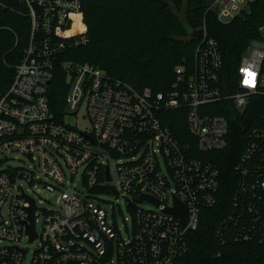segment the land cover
I'll return each instance as SVG.
<instances>
[{
	"label": "built area",
	"instance_id": "2783aa9c",
	"mask_svg": "<svg viewBox=\"0 0 264 264\" xmlns=\"http://www.w3.org/2000/svg\"><path fill=\"white\" fill-rule=\"evenodd\" d=\"M19 1L32 27L14 80L0 92V264H179L202 209L222 200L221 170L206 155L228 146L241 119L249 124L246 145L215 239L264 245V25L231 74L204 22L193 60L176 65L171 87L156 92L68 58L89 42L77 29L87 0ZM251 1L216 0L211 9L229 23ZM59 68L68 84L62 121L48 96ZM173 111L186 116L188 134L169 125ZM81 112L89 130L71 120ZM16 152L31 164L10 165ZM105 193L123 197L126 214L121 206L107 210ZM143 196L153 201L139 202ZM176 201L187 210L186 226L166 211Z\"/></svg>",
	"mask_w": 264,
	"mask_h": 264
},
{
	"label": "trees",
	"instance_id": "16d2710c",
	"mask_svg": "<svg viewBox=\"0 0 264 264\" xmlns=\"http://www.w3.org/2000/svg\"><path fill=\"white\" fill-rule=\"evenodd\" d=\"M183 5L185 21L176 13ZM28 13L19 0H0V92L10 88L29 44L32 25ZM204 22L219 44L227 72L234 74L249 42L260 36L264 0L251 1L229 23L220 21L205 0H87L77 29L85 32L89 42L70 51L68 58L97 65L138 90L167 91L176 65L193 60L199 39L192 33ZM67 90L66 76L59 68L48 90L58 121L63 119ZM171 115L168 123L173 131L188 134L186 116L180 111ZM248 130L249 124L241 119L230 132L228 146L206 155L221 170L222 200L202 209L198 228L187 234L189 250L179 264H264V245L229 242L219 246L215 239L234 189V165L245 148Z\"/></svg>",
	"mask_w": 264,
	"mask_h": 264
},
{
	"label": "rangeland",
	"instance_id": "374dc122",
	"mask_svg": "<svg viewBox=\"0 0 264 264\" xmlns=\"http://www.w3.org/2000/svg\"><path fill=\"white\" fill-rule=\"evenodd\" d=\"M206 5L209 8H212L215 5L216 0H205ZM218 4L215 5L216 9H218ZM176 13L178 15V17L185 21V7L183 5V7L179 10H176ZM224 20L228 21L230 20L229 17H225ZM73 122H75L77 124V127L79 129L82 130H89L90 128V121L89 119L86 117L85 113L81 112L77 117H73L71 119ZM31 162L21 153H14L12 154V161L10 163V165L15 166V167H25L27 165H30ZM5 166L3 164L0 165V170H2ZM80 175H78L77 179L75 180V185L76 186H80ZM39 193L41 196L43 197H51L50 193H48L47 191H44L43 189H39ZM31 196L34 197L35 194L31 193ZM103 199L106 200L104 207L107 210H111L112 207H115V209L117 210L118 206H121L122 211L126 214V202L125 199L123 197L121 198H116L114 195L110 194V193H105L104 195H102ZM39 201V199H37V202ZM142 207L146 208V209H151L152 205L148 204V203H144L142 204ZM41 225H42V220H40L39 224H38V229H41ZM24 264H28V262H25Z\"/></svg>",
	"mask_w": 264,
	"mask_h": 264
},
{
	"label": "water",
	"instance_id": "95a60500",
	"mask_svg": "<svg viewBox=\"0 0 264 264\" xmlns=\"http://www.w3.org/2000/svg\"><path fill=\"white\" fill-rule=\"evenodd\" d=\"M203 35V28H198L197 30H195L193 33H192V37L194 38H200L201 36ZM13 171V170H12ZM107 179L110 180V176H109V172L107 170ZM113 192L117 194V192H115V190L112 188ZM144 199H147V200H152V198L148 197V196H143V198H141L139 200V202H142ZM31 203H32V207L30 209V212H31V225L28 226V234H29V237H30V241H33L34 239L37 238V234H36V231H35V211H36V207L33 203L32 200H30ZM157 205H159V202H156ZM166 211L168 212H172L176 215H178L181 220H182V223L184 226L187 225V222H188V214H187V210L185 208V206L180 203L179 201H176V207L174 209H167Z\"/></svg>",
	"mask_w": 264,
	"mask_h": 264
}]
</instances>
